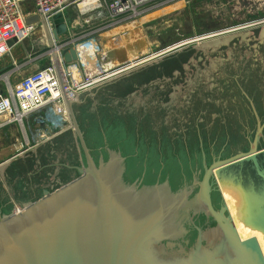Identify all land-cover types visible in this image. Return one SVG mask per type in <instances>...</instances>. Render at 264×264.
<instances>
[{
  "label": "water",
  "instance_id": "1",
  "mask_svg": "<svg viewBox=\"0 0 264 264\" xmlns=\"http://www.w3.org/2000/svg\"><path fill=\"white\" fill-rule=\"evenodd\" d=\"M27 24L44 26L50 49L69 32L63 13L52 18V34L38 16ZM217 40L207 46L226 42ZM62 56L67 64L78 61L73 47L62 50ZM53 58L63 84L59 57L54 53ZM130 76L72 100L66 97L82 162L59 166L78 176L56 189H43L36 200L20 201V209L1 206L0 264H264V122L255 101L237 79L257 120L248 144L223 146L210 161L198 125L201 159L195 152L188 161H178L182 170L177 161L172 169L163 156L141 155V147L166 155L163 141L150 126L145 134L135 120L127 130L122 123L128 114L96 112L107 116L108 122L101 118L98 124L104 128L102 137L93 142L86 136L77 107L99 105L95 97L100 92ZM114 121L133 135L135 150L108 136L105 130ZM224 139L217 134L215 145ZM6 168L0 171L4 179Z\"/></svg>",
  "mask_w": 264,
  "mask_h": 264
},
{
  "label": "rangeland",
  "instance_id": "2",
  "mask_svg": "<svg viewBox=\"0 0 264 264\" xmlns=\"http://www.w3.org/2000/svg\"><path fill=\"white\" fill-rule=\"evenodd\" d=\"M155 1L156 3L165 2L152 13L142 14L125 25L102 31H100L102 21L98 16L97 20L87 25L77 9H70L66 14L70 28L74 20L79 21L78 26L73 29L74 33L72 35L69 33L65 37L68 41L79 44L77 39L83 37L85 31L86 34L89 30L98 31L95 34V46L100 50L98 58L103 65L104 62L107 63L106 70L133 60L139 61L136 69L121 76L122 78L131 75L130 78L120 80L119 83L100 92L101 96L99 93L95 97L98 104L108 106L103 109L111 112L130 114L128 112L139 111L137 109L149 106V103L156 104L160 99H163L164 104L167 102V105H171L176 98L178 107L170 110V117L163 116V120L170 128L181 130L180 135H174L173 139H179V137L184 139L182 134L185 128L188 129L187 122L190 119L187 107L190 100L195 101L197 96L202 97V91H199L200 83L208 88L228 85L232 82L230 79L234 78L236 80L241 78L242 84L247 83L250 80V76L246 79L251 71L247 67L249 65L255 72L252 79L258 80L255 88L259 86L258 91L264 88V27L207 38L221 30L255 22L256 19L264 16V7L260 5L262 0ZM37 29L35 34L33 33L13 51L12 56H6L0 60V92L12 89L25 76L54 62L53 55L48 49L44 28L39 26ZM232 36H235L232 40L224 39ZM214 40L218 43L226 42L218 47L207 46L208 42ZM89 47L92 54H97L93 49L94 45L89 44ZM153 85H157L158 88ZM195 93L197 96L190 99L191 96H195ZM247 93L255 101L263 123L264 107L257 101L259 93L255 89ZM237 96L234 94L232 97L223 99L222 108L229 101L237 102ZM214 100L220 102L216 97ZM260 101H264L263 96ZM247 112L250 113H247L246 117H241V124L239 123L240 140L235 139L236 136L231 134L230 129L225 128V139L219 146L215 145V133L211 135L213 131L211 119L204 120L202 125L199 123L203 121H200L199 114L196 115L197 118L190 119L189 126L197 129L199 125L203 131L205 150L210 161L214 157L213 154L219 155V150L223 146L229 147V150L233 143L235 147L247 142L245 137L248 135L254 138L257 120L251 109ZM43 115L41 112L35 113L28 121L24 119V126L18 122L0 131V171L2 167H7L5 179L0 173V209L2 205L5 208L12 206L20 209L21 202L40 198L41 190L58 188L60 185L53 184L56 179H60V184H66L78 176L76 171L59 166V164L80 165L82 162L72 128L57 139L42 144L40 148L27 147V141L36 136L39 121ZM167 119H170V122H167ZM220 124H223L222 121ZM152 128L159 133L160 137L167 133V129L163 131L158 122ZM194 134L193 139L188 142L189 149L192 153L196 152L201 159L199 133L194 130ZM234 139L238 142H234ZM186 142H183V146L179 143L174 145L173 141L163 142L164 151L166 154L172 152L176 155L175 150L179 148V152L182 150L185 153V160L188 161ZM69 145L74 149L73 157L68 155ZM33 192H36V195Z\"/></svg>",
  "mask_w": 264,
  "mask_h": 264
},
{
  "label": "built area",
  "instance_id": "3",
  "mask_svg": "<svg viewBox=\"0 0 264 264\" xmlns=\"http://www.w3.org/2000/svg\"><path fill=\"white\" fill-rule=\"evenodd\" d=\"M163 3H156L155 0H0V60L12 55L13 48L22 45L34 29L39 26L44 28L42 24H27L29 18L40 17L42 21H45L52 34V18L63 13L67 20V12L75 8L80 16L84 17L85 24L90 25L99 18L102 21L100 31L111 30L112 27L125 25L142 14L156 11ZM260 5L264 7V0L260 1ZM78 21L74 20V24L70 28L67 20L68 34L74 33L73 29L78 26ZM263 27L264 16L246 26L227 28L213 33L207 38ZM97 32L89 30V33L86 34L85 31L84 36L77 39L79 44H76L75 41H68L64 36L62 42L55 44L53 49L48 48L52 55L55 53L59 57L63 84L54 61L25 76L12 89L0 92V131L18 122L24 126V119L28 121L30 116L41 112L44 115L39 121V129L36 136L27 141V147L36 148L55 140L72 128L66 97L71 100L75 99L79 94L89 90L93 91L139 66V61L133 60L106 70L107 63L104 62L103 65L97 58L89 61L91 66L89 63H80L78 45L89 43L94 45L93 49L96 53L100 51L95 46ZM10 42H14L12 47L9 46ZM71 47L76 50L78 61L67 64L62 56V50ZM86 67L96 68L97 73L94 76L90 75ZM100 67L103 69L101 72L98 71ZM94 69H90L92 73Z\"/></svg>",
  "mask_w": 264,
  "mask_h": 264
},
{
  "label": "flooded vegetation",
  "instance_id": "4",
  "mask_svg": "<svg viewBox=\"0 0 264 264\" xmlns=\"http://www.w3.org/2000/svg\"><path fill=\"white\" fill-rule=\"evenodd\" d=\"M247 67L249 68V70L251 69V71H250V74L248 76H246V79H248L250 76V80L247 83L242 84V81L240 78L239 82L246 91L255 89L257 91V93H259V96H260V97L259 96L257 97V101L259 102L260 105H263V107H264V101H260L262 96L264 97V88L259 89V91H258L259 86H258V88H255L258 85V80L252 79V77L255 75V72L252 69V66L249 67V65H247ZM255 70H257V69L255 68ZM230 80L232 81L231 83L229 82L230 84L228 83V85L225 84V85H222V87H214V88H208V86H205L204 84L200 83L199 91H202V97H198L197 93H195V96L190 97V99L191 98L194 99V97L197 96L195 98V101L190 100L188 107L187 106L186 107L188 108V117H190V119L195 118V117L197 118L196 115L199 114L198 116H201V118H203L204 120L209 121V119H211L213 121V129H212L213 131L211 132L212 136H213V134H212L213 132L215 133L214 137L217 134L219 136L220 135L224 136V133H225L224 130L226 128V129H230L231 134L236 136L235 139L240 140L239 123L241 124V122H240L241 117L242 118L246 117L247 113H248L247 110L250 111V109H249V105H248L247 100L241 94L239 83L237 82L236 78L230 79ZM153 86L158 88L157 85H153ZM234 94L238 95L237 96V98H238L237 102L229 101L225 105L224 108H222L223 104H222V106H219L220 103H223V99H227L228 96L232 97V96H234ZM99 96H101V93L99 94ZM152 97L153 96H151V98ZM215 97H216V99H219L220 102L215 101L214 100ZM197 98L199 99L198 101H197ZM175 100H176V98L174 99V101H172L171 105H167L166 104L167 102H165V104H164L163 99L162 100L160 99V100H158V103H156V104L152 103L153 105L152 104L150 105V103H149V106H144L142 108L137 109L139 111L128 112L130 114H128V116H124V123H122V124L124 125V127L126 126L127 130H130V128L132 127V122H133V120H135L134 125H138L144 132H146L145 134H150V132H149L150 129H148L149 125H150V127L151 126L153 127V125L156 124V122H158L160 124L161 128L163 129V131L164 130L166 131V129H167V133H166L167 138L164 139L165 143H167L169 141H173L174 145H176L175 143L181 144V141L182 142L187 141V136L189 134H190V137H191V135H193V137H194V135H195L194 130L197 131V129H194L193 127L189 126L190 125L189 124L190 119H189V121L187 122L188 129L185 128V130L182 134L184 139H182V138L181 139L180 138L179 139H176V138L173 139L174 135H176V136L180 135L181 130L180 129H173V127L170 128L167 125V123H165V121L163 120V116L170 117L171 116L170 110H174L178 107L176 105ZM107 107L108 106H106V105L102 106L100 103V105H94L91 108L90 105L88 104V102H86V103L78 106L76 109L77 113H78V117L80 118L81 123H82L83 128H84V131L86 133V136H88V138L93 142H97L100 139V135L102 134L101 129L103 127L98 125V124H100L101 118L104 119L105 121H107L106 120L107 116H105V115H104V117L103 116L102 117L96 116L97 115L96 112L103 114V112H101V110L103 108H107ZM225 108H228V109L225 110ZM140 109H141V111H140ZM211 110H213V111L210 112ZM213 112H215V114L212 115ZM214 115H216L218 120L214 121ZM218 115H221V116L219 117ZM248 120H249V118H248ZM221 121L223 124H220ZM167 122H170V119H167ZM101 123H102V121H101ZM113 124L114 125H112L111 128H115L116 129L115 131L117 133L123 134V132H125V130L122 127H119L120 122H119V125H117L116 121H114ZM100 127H101V129H100ZM200 130H201V135H202L203 131H202V129H200ZM208 133H209V131H208ZM64 134H62V135H64ZM157 138L159 139V141L161 140V137L157 136ZM157 138H156V140H157ZM246 138L247 137H245V139ZM65 139H67V138H65ZM235 139L233 141L237 143L238 140L235 141ZM214 140H215V138H214ZM189 141H191V140H189ZM199 143H200V140H199ZM179 144H177V145H179ZM186 148H187V153H186L187 156L188 157L191 156L192 158L195 157V155H194L195 153L191 152V150L189 149V143L187 144V142H186ZM133 150H135L134 146H133ZM67 152H68V155L70 154V156H72V157L75 156L74 149L70 145L68 146ZM175 152H176V155L172 152H169L165 155L162 151V154H160V156H163L164 160H166L167 158H170V159H172L173 162L177 161L176 162L177 164L179 163L178 161H180L182 159L185 160V153L182 150H181V152H179V148H176ZM160 156L158 157V159H160ZM166 156H167V158L165 159ZM72 165H74V164H72ZM179 167H180V169L182 168V165L180 163H179ZM169 168H171V167H169ZM153 171L154 170H152L150 172H153ZM60 182L61 181L58 178L55 180V182L53 184L54 185H60ZM42 191L43 190H41V193H42ZM33 194L36 195V192H33Z\"/></svg>",
  "mask_w": 264,
  "mask_h": 264
},
{
  "label": "trees",
  "instance_id": "5",
  "mask_svg": "<svg viewBox=\"0 0 264 264\" xmlns=\"http://www.w3.org/2000/svg\"><path fill=\"white\" fill-rule=\"evenodd\" d=\"M111 128V127H110ZM116 129L115 128H111V129H109V131L108 130H105L106 132H107V134H108V136L109 137H111V139L113 138V139H115L117 142H122L124 145H126L127 146V149L129 150V151H133V143H134V137H133V135L132 134H129V135H126V133L125 132H123V134H118L116 131H115ZM109 133L111 134V135H109ZM125 133V134H124ZM113 136V137H112ZM167 135H162L161 136V140L163 141V142H165L164 141V139L165 138H167L166 137ZM102 137V134L100 135V138ZM124 138H125V141H124ZM180 139H181V137H179ZM193 139V135H191V137H190V134L187 136V144H188V142H189V140H192ZM186 142V141H185ZM181 145L183 146V142L181 143ZM127 150V151H128ZM140 151V153H141V155H142V153H147V154H149V157L150 158H155L156 160L158 159V157L160 156L159 155V153H158V151L157 150H155V149H150L149 151H147L146 149H144V147H141V149L139 150ZM160 154H162V151H160ZM167 158V156L165 157V159ZM166 164H170V167L173 169L174 168V166H175V162H173L172 161V159H170V158H167L166 159Z\"/></svg>",
  "mask_w": 264,
  "mask_h": 264
},
{
  "label": "bare ground",
  "instance_id": "6",
  "mask_svg": "<svg viewBox=\"0 0 264 264\" xmlns=\"http://www.w3.org/2000/svg\"><path fill=\"white\" fill-rule=\"evenodd\" d=\"M37 29V28H36ZM36 29H34L33 30V32L30 34V36H32V34L34 33H36V31L38 30H36ZM30 36L28 37V38H30ZM27 38V39H28ZM26 39V40H27ZM58 42H56V41H54V45L55 44H57ZM48 44V43H47ZM91 45V44H90ZM17 47H19V46H16V47H14L13 48V50H12V52H11V54H13V51L17 48ZM26 52V51H25ZM100 53V52H99ZM78 54H79V56H80V59H79V62L81 63H83V64H87V63H89V61H92L93 59H95V58H97V60H99L100 61V63L101 64H103V62H101V60L98 58V53L97 54H92L91 53V49H90V47H89V44L88 43H86V44H82V45H78ZM10 56H12V55H10ZM86 69L89 71V73H90V75H92V76H94L97 72H96V68L94 69L93 67H86ZM90 69H94V71H93V73L91 72L92 70H90ZM98 71L99 72H101V71H103V69H102V67H100L99 69H98ZM118 79V78H117Z\"/></svg>",
  "mask_w": 264,
  "mask_h": 264
},
{
  "label": "crops",
  "instance_id": "7",
  "mask_svg": "<svg viewBox=\"0 0 264 264\" xmlns=\"http://www.w3.org/2000/svg\"><path fill=\"white\" fill-rule=\"evenodd\" d=\"M40 148V147H39ZM31 150H33V149H31ZM3 177V176H2ZM3 179H4V177H3Z\"/></svg>",
  "mask_w": 264,
  "mask_h": 264
}]
</instances>
